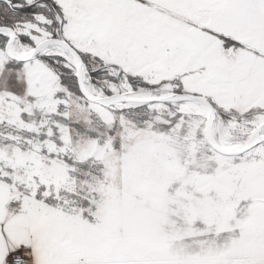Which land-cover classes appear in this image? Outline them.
<instances>
[{
    "label": "snow or ice",
    "instance_id": "obj_1",
    "mask_svg": "<svg viewBox=\"0 0 264 264\" xmlns=\"http://www.w3.org/2000/svg\"><path fill=\"white\" fill-rule=\"evenodd\" d=\"M0 264H264V0H0Z\"/></svg>",
    "mask_w": 264,
    "mask_h": 264
}]
</instances>
